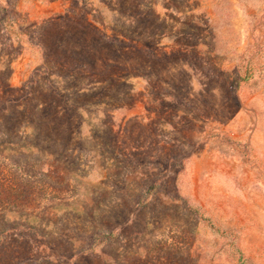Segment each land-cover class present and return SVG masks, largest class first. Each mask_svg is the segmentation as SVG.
<instances>
[{
	"label": "rangeland",
	"instance_id": "obj_1",
	"mask_svg": "<svg viewBox=\"0 0 264 264\" xmlns=\"http://www.w3.org/2000/svg\"><path fill=\"white\" fill-rule=\"evenodd\" d=\"M0 264H264V0H0Z\"/></svg>",
	"mask_w": 264,
	"mask_h": 264
}]
</instances>
